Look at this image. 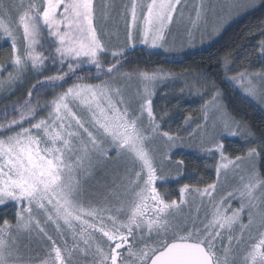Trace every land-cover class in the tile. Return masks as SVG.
I'll use <instances>...</instances> for the list:
<instances>
[{
  "label": "snow or ice",
  "instance_id": "obj_1",
  "mask_svg": "<svg viewBox=\"0 0 264 264\" xmlns=\"http://www.w3.org/2000/svg\"><path fill=\"white\" fill-rule=\"evenodd\" d=\"M250 6L232 0L229 9ZM112 7L104 4L103 19ZM186 7L184 0H130L123 13L130 15L127 39L132 41L135 29L142 44L162 47L174 15L183 17ZM192 11L193 23L203 19L204 0ZM96 20V0H0V39L10 42L13 69L0 78V93L10 94L29 70L42 75L49 66L56 69L22 102L0 110L6 121L0 123V207L15 208V224H0V264H264L261 153L251 147L232 158L217 142L204 150L219 152L218 181L222 172L232 171L238 186L217 198L218 181L202 189L185 184L179 201L167 199L157 183L167 181L162 165L171 163V156L165 153L158 165L153 142L163 138L170 152L178 137L161 131L151 97L153 86L172 74L137 69L142 91L126 96L121 81L133 77L114 75L126 49H108ZM45 32L54 45L47 56L37 51ZM259 48L264 54V40ZM102 55H111L115 63L105 68ZM223 63L227 70L230 61ZM93 67L95 77L77 75ZM102 73L112 78L86 82ZM69 78L75 82L56 91ZM227 79L264 103V87L258 86L264 72L244 70ZM37 85L52 98H34ZM220 96L217 91L210 103L220 112L221 134L254 142L249 130L223 111ZM9 112L16 116L9 119ZM181 165L182 160L176 162ZM195 197L200 199L195 212L185 213ZM233 199L239 208L231 207ZM49 224L59 239L48 233ZM37 244L46 255L25 256Z\"/></svg>",
  "mask_w": 264,
  "mask_h": 264
},
{
  "label": "trees",
  "instance_id": "obj_2",
  "mask_svg": "<svg viewBox=\"0 0 264 264\" xmlns=\"http://www.w3.org/2000/svg\"><path fill=\"white\" fill-rule=\"evenodd\" d=\"M264 40V0L254 11L246 14L231 26H229L220 37L210 47L193 52H185L182 55L164 58L161 55L149 53L143 49H136L126 52L123 64L131 65L146 71L151 67L157 66L158 69L175 73L189 74L199 79H204L211 82L216 87L210 91H220L222 94L223 105L228 114L245 126L252 134L249 138L254 142L245 140L241 135L235 139H227L224 141V151L229 157L243 156L251 147L257 148L261 153L258 158V169L264 175V111L254 102L241 97L235 89L232 88L225 78L230 77V74L225 71L224 59L230 61L229 65L240 67L239 70H262L264 71V54H261L259 44ZM44 55H49V50L44 48ZM11 46L8 41L0 43V65H7L10 70ZM50 64V62H49ZM228 65V66H229ZM66 67V65H65ZM157 70V69H156ZM3 71H0V75ZM56 74V69L48 67L42 75L29 70L24 76L22 82H18L11 93H0V110L5 106L22 102L27 98L29 89L37 84V81L43 80L44 77ZM78 76L97 75L95 68L88 71L78 72ZM105 76L100 74V79H90L87 83H97ZM1 77V76H0ZM75 80L69 78L63 88H58L56 91H63L71 86ZM43 93H47L44 95ZM34 98H39L42 102L52 98L51 93L46 87L37 85L34 90ZM154 115L161 125L164 132H169L172 135L184 137L192 128H188L186 120L195 119L197 111L195 107H191L186 102L180 104L165 105L163 100L154 103ZM44 113H41L43 115ZM16 116V113L9 112V119ZM163 117V119H161ZM3 116H0V123H5ZM200 123V121H199ZM26 126V124H25ZM203 155L194 156L192 153L177 155L171 159L173 168L170 176L178 175L175 180L167 182V185H159L163 191L172 192V198L177 194V190L187 184L191 187L203 188L208 184L216 181V162L218 156L207 152ZM214 159H212V155ZM210 155V156H209ZM183 161V165L179 168L176 166L177 161ZM167 176V177H168ZM4 220L14 223V209L12 206L0 208V224Z\"/></svg>",
  "mask_w": 264,
  "mask_h": 264
},
{
  "label": "rangeland",
  "instance_id": "obj_3",
  "mask_svg": "<svg viewBox=\"0 0 264 264\" xmlns=\"http://www.w3.org/2000/svg\"><path fill=\"white\" fill-rule=\"evenodd\" d=\"M187 4V7L182 9L183 17L180 15H174V19L172 23L168 27V31L166 32V42L162 47H152L151 45H144L141 43V37L136 32L135 29L132 31L133 39L129 41L127 39V29L128 24L130 23V15L125 17L124 7L128 5L130 7V0H96L97 7V20L96 25L98 31L101 34V38L103 43L110 50H118L119 48H125L126 52L134 51L136 49H143L149 53L158 54L163 56L164 58H171L175 56H179L184 54L185 52H193L206 49L210 47L215 41L220 37V35L235 21L245 16L246 14L254 11L259 7L262 0H240L242 4H250V7L238 10L231 11L229 9V4L232 0H204V3L207 8V15L201 19L199 22L193 23L195 20V12L192 11L193 5H198L200 0H184ZM110 3L113 7L110 10V15L107 19H103L101 13L104 11V4ZM223 21V22H222ZM3 41H7L4 39H0V43ZM10 43V42H9ZM42 46H38L37 51L43 52L44 48H47L49 52L54 50V45L50 39L47 38V33L45 32L44 38L41 41ZM101 60L104 64V67L107 68L110 63H115V60L111 57V55H102ZM51 67V66H50ZM94 68V67H93ZM159 67L153 66L151 67V71L158 69ZM240 67H234L232 65L228 66L227 73L231 76L236 75L237 73L244 71L245 69L239 70ZM92 69V68H90ZM146 71L144 69H140L137 67L128 66V64H123L118 68L115 76H119L120 73H128L133 78L130 80H122L121 83L124 86V92L126 96L134 95L138 90L142 91L143 85L140 83L137 78L136 70ZM13 69L3 71V75H0V78L7 77L9 72H12ZM148 70L147 72H151ZM226 71V70H225ZM248 72H264L262 70H247ZM2 72V71H1ZM167 72V71H165ZM170 73V72H167ZM105 76L99 80L98 84L102 80L111 79L106 73ZM172 75L163 81L158 82L152 88L153 95L151 97L154 103L159 101L160 99L164 101V104L172 105V104H180L181 102L188 103L189 106L195 107L197 111V116L195 119L191 121L188 120L186 125L190 129L192 128L184 137H178V141L171 146V151L169 152V144L161 137H157L153 142V147L157 149V164H160L165 153H168L171 156V159L177 155H184L186 153H192L194 156L203 155V153H207L204 149L212 148L213 145L217 142H222L224 145V141L227 139H235L241 135H228L221 134L224 133L223 128L219 124L220 120V112L215 110V107L211 105L212 97L216 92L210 93L216 86L207 80L199 79L197 77L191 76L189 74H175ZM226 82H229L233 89H235L241 97L246 98L255 104H257L264 111V103L255 100L248 95H246L243 89L234 85V82H230L227 78H225ZM259 87H264V83H258ZM66 89V88H65ZM220 92V91H219ZM221 93V92H220ZM219 103L223 105L222 102V94L219 99ZM208 105V107H206ZM224 106V105H223ZM227 114L225 107L223 109ZM44 115V114H43ZM41 115V116H43ZM146 118V117H145ZM200 121V123H199ZM158 122V120H157ZM159 123V122H158ZM26 126H28L26 124ZM199 126V127H198ZM215 127V133H213V128ZM162 132H164L161 129ZM215 155L218 156V160L216 165L220 162L219 152L213 151ZM225 153V151H224ZM111 155H115V153H110ZM208 154V153H207ZM212 155V154H211ZM226 155V154H225ZM210 156V155H209ZM228 156V155H227ZM214 155H212V159H214ZM258 165V160H257ZM172 163H168L167 161L163 162L162 165V174L167 177L168 175H172L170 173L173 168ZM259 170V169H258ZM168 176L167 181L165 183H157V188L161 192L168 193L167 199H176L179 201L180 193L179 189L177 190V195L175 197L172 196V192L163 191V189L159 188V185H167V182L173 181L178 177V175H174L170 178ZM218 181L217 173H216V183ZM238 180L234 177V173L232 171L227 172L226 174L222 172L218 181V189L214 194L219 198L221 195H225L227 192L231 191L234 187L238 186ZM191 187V186H190ZM197 188V187H196ZM204 188V187H203ZM202 189V188H201ZM194 195V194H193ZM199 197H195L189 205V207L184 209V212L187 213L190 210L195 212L196 205L199 204ZM232 208H239L240 202L239 200L233 199L230 201ZM11 206V205H8ZM6 207V206H5ZM2 208V207H0ZM14 216H15V208ZM201 217L203 216V210L200 213ZM245 223H247L246 215L243 217ZM15 224V221L14 223ZM47 231L50 235L53 236L54 239H59L56 236L54 226L49 224L47 226ZM247 239V236H245ZM71 243V241H69ZM114 246V245H113ZM25 256L33 255L39 256L43 258L46 253L45 250L40 248L39 245H34L32 251L29 253L25 251ZM38 264V261H37Z\"/></svg>",
  "mask_w": 264,
  "mask_h": 264
}]
</instances>
